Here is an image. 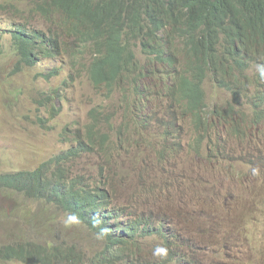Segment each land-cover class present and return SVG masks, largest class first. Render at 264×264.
<instances>
[{"label":"trees","instance_id":"obj_1","mask_svg":"<svg viewBox=\"0 0 264 264\" xmlns=\"http://www.w3.org/2000/svg\"><path fill=\"white\" fill-rule=\"evenodd\" d=\"M30 2L28 11L20 14L23 21L44 19L56 30L61 29L66 40L60 42L53 32L33 29L30 22L14 25L10 33L12 49L19 63L15 70L17 74L35 68L44 60L59 61L60 71L53 78L65 76V79L46 98L51 106L49 121L60 116V110L54 104L63 103L65 92L85 81L73 67L86 70L92 89L107 99L120 92L123 97L121 109L127 114L125 124L118 126L115 112H109L103 119L97 108L94 109L87 133H77L76 150L54 159L57 172L52 177H48L49 164L32 173L0 176L1 190L31 196L51 188L50 200L56 202L66 216L74 213L78 217L76 223L88 227L89 232L101 241L103 253L94 255L91 260H82L72 256L74 248L24 246V242L0 248V255L9 262L21 264H143L140 260L145 254L144 244L138 247L134 240L136 230L133 229L139 228V224L132 221L136 215V212L132 213L134 207L123 205L109 194L105 187L110 177L104 175L103 168L99 173L100 181L105 182L103 185L86 177L65 184L61 177H71L70 169L65 166L79 161L80 153L92 152L96 140L101 144L98 157H107L105 149H110L112 155L116 153L118 146L113 145L114 135L118 134L123 147L124 137H131L134 124L135 131L143 130L138 121L146 114L147 105L154 103L157 107L167 106L171 118V121L159 120L160 127L167 131L177 130L181 140L180 125L191 124L197 141L189 143L187 149L190 156L198 159L202 155L197 148L213 131L217 120H223L228 130L243 134L236 120V117L246 118L242 100L253 103V124H263L264 95L260 90L264 88V77L260 67L264 66V0ZM3 11L0 6V13ZM255 68L260 73L251 77L249 73ZM207 84L231 95L227 109L210 110ZM253 87H257V94L251 98L249 91ZM40 122L44 126L49 124L43 119ZM71 134L67 128L63 134L67 138H63V142L69 143ZM167 137L173 138L169 134ZM87 139L89 145L84 147ZM142 140L149 139L143 136ZM174 153L165 150L159 154V161L152 170L166 169L174 162ZM139 202H142L141 198ZM100 216H104V221ZM150 232L142 236L146 243L158 237L169 238L164 227Z\"/></svg>","mask_w":264,"mask_h":264},{"label":"rangeland","instance_id":"obj_2","mask_svg":"<svg viewBox=\"0 0 264 264\" xmlns=\"http://www.w3.org/2000/svg\"><path fill=\"white\" fill-rule=\"evenodd\" d=\"M0 3L4 8L0 13V176L32 173L49 164L48 177H52L57 172L54 159L76 150L77 133L86 134L94 109L103 119L109 112H115L118 126L125 124L123 97L120 92L109 99L96 93L86 70L73 67L85 81L65 92L64 102L57 107L60 116L50 122L51 106L46 98L65 79V76L53 78L60 71L59 61L44 60L35 68L17 74L19 63L10 33L14 25L30 22L33 29L53 32L60 42L66 40L61 29L56 30L44 19L23 21L20 14L28 11L30 0H0ZM259 73L255 68L249 75L254 77ZM256 90L257 87L250 89L251 98L257 94ZM260 92L264 95V88ZM206 94L210 110L227 109L232 99L230 94L211 84H207ZM242 105L246 118L236 117V120L243 134L228 130L223 120H217L210 137L197 148L202 152L200 160L191 157L187 149L189 143L197 141L191 124L180 125L181 140L177 130L167 131L158 122L171 121L168 107L147 105L146 114L138 121L143 130L133 128L131 137L125 140L129 143L127 147L120 145L121 138L115 134L117 152L106 158L98 157L101 144L96 140L93 153L82 154L78 162L65 166L70 169L71 177L64 175L61 181L70 184L78 177H86L94 183L103 168L104 175L110 177L106 185L109 194L120 203L134 207L132 213L136 215L132 221L139 224V228L133 229L134 240L138 247L144 244L145 254L140 260L143 264H264V123L253 124L255 108L251 101L242 100ZM41 119L49 125L43 126ZM67 128L72 133L69 143L62 140L67 138L63 137ZM143 136L149 140L143 141ZM165 150L175 152L174 162L165 170V179H159L162 182L150 198L137 202L140 196L147 197L142 181ZM144 170L147 173L142 175ZM159 172L164 174L162 170ZM178 172L187 175L190 187L177 181ZM52 194L51 188L31 196L0 189V248L25 242L24 246L74 248L75 259L91 260L94 255L102 254L104 246L88 227L77 223L65 225L67 216L50 200ZM100 217L104 221V216ZM159 227L176 230L177 235L169 234L167 240L158 237L147 243L143 241L145 233ZM157 243L170 247L166 259L152 255ZM0 264L21 263L9 262L0 255Z\"/></svg>","mask_w":264,"mask_h":264},{"label":"clouds","instance_id":"obj_3","mask_svg":"<svg viewBox=\"0 0 264 264\" xmlns=\"http://www.w3.org/2000/svg\"><path fill=\"white\" fill-rule=\"evenodd\" d=\"M0 6H2V4H0ZM3 7V6H2ZM260 70H261V76L262 77H264V66H261L260 67ZM62 104V103H61ZM60 104V105H61ZM59 104H54V106H56V107H59L60 106ZM51 111V110H50ZM49 114H50V112H49ZM43 120H45V119H43ZM41 121V120H40ZM41 123V122H40ZM43 125V124H42ZM49 125V124H48ZM48 125H46V126H48ZM44 126V125H43ZM47 130V129H46ZM208 137H210V134H209V136H206L205 137V139L202 141V144L201 145H204L205 144V142H206V139L208 138ZM63 140V139H62ZM200 153H201V155H202V152L200 151ZM82 156V155H81ZM191 157H194V156H191ZM98 158V157H97ZM195 158V157H194ZM197 160H200V159H198V158H196ZM202 159V158H201ZM78 162V161H77ZM159 170H162V171H164V174H161L160 172H159ZM165 170L166 169H164V168H157V169H154V170H151V172L150 173H148L147 175H146V179L145 180H143L142 181V189L144 190V193L147 195V197H143V196H140L141 197V199L144 201V200H146L152 193L149 191V190H151V189H156L159 185H160V183L162 182V181H160L159 179H165V177H166V172H165ZM101 171V170H100ZM144 173V174H143ZM143 173H142V175H145L146 173H147V171L146 170H144L143 171ZM73 175H74V173H73ZM73 177V176H72ZM101 180V178H99V177H97V179H96V181H100ZM177 181L180 183V182H184V183H186V186L185 187H190L191 186V181H189L188 179H187V175L186 174H184V173H179L178 172V178H177ZM91 184H93V183H91ZM90 184V185H91ZM137 202H139V200L137 201ZM136 202V203H137ZM123 204V203H122ZM124 205V204H123ZM127 206V205H126ZM76 222H78V217L74 214V213H68L67 214V219L64 221V223H65V225L66 226H70L71 224H73V223H76ZM104 231H106V230H104ZM168 234H173V235H177V233H176V230H168V232H167ZM152 255L154 256V257H156L157 259H166L167 258V256H168V248H167V246H165L163 243H157L156 245H155V247L153 248V251H152Z\"/></svg>","mask_w":264,"mask_h":264},{"label":"bare ground","instance_id":"obj_4","mask_svg":"<svg viewBox=\"0 0 264 264\" xmlns=\"http://www.w3.org/2000/svg\"><path fill=\"white\" fill-rule=\"evenodd\" d=\"M144 109H145V108H144ZM145 110H146V109H145ZM135 126H136V124H134L133 128H134ZM131 127H132V125H131ZM131 127H130V128H131ZM86 130H87V129H86ZM127 131H128V130H127ZM131 131H132V130H131ZM129 132H130V131H129ZM82 133H83V132H82ZM86 133H87V132H86ZM130 135H131V134H130ZM110 138H111V137H110ZM79 139H80V138H79ZM82 139H83V138H82ZM111 139H112V138H111ZM124 139H126V138L124 137ZM112 140H113V139H112ZM86 141H87V142H86V144H85L84 147H86V146L89 145V139H87ZM109 142H110V141H109ZM108 145H109V144H108ZM111 145H112V143H111ZM113 145H114V146H118V145H117L116 143H114V142H113ZM124 145L127 147V146L129 145V143H127V141H126V142L124 143ZM114 146H113V147H114ZM119 146H120V145H119ZM81 147H82V145H81ZM106 147H107V146H106ZM116 148H117V147H116ZM93 150H94V149H93V147H92V152H84V153H80V154H83V155L90 154V153H93ZM112 153H113V152H112ZM108 154H109V155H112L110 149L108 150ZM114 158H115V157H114ZM124 175H125V174H124ZM124 175H122V176H123V177H127V176H124ZM105 188L108 190L107 187H105ZM99 189H100V188H99ZM108 192H109V191H108ZM126 210H127V209H126Z\"/></svg>","mask_w":264,"mask_h":264}]
</instances>
